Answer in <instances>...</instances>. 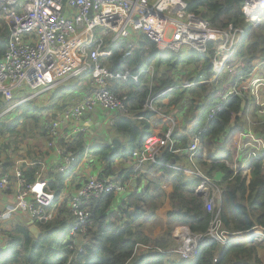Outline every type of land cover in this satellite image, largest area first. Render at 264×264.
Here are the masks:
<instances>
[{
	"label": "built area",
	"instance_id": "obj_1",
	"mask_svg": "<svg viewBox=\"0 0 264 264\" xmlns=\"http://www.w3.org/2000/svg\"><path fill=\"white\" fill-rule=\"evenodd\" d=\"M263 5L264 0H245L243 13L246 20L258 25L263 20ZM187 7L185 0H0V19L6 22L9 30L7 50L0 61V106L4 102L16 100L19 93L22 95L20 100L0 114V119L33 99L32 94L48 93L63 82L85 72L91 73L90 85L78 100L69 102L59 112L45 110L42 114L47 119L46 140L43 141L42 150L36 152L42 158L47 152L57 156L53 162L55 166L50 171L70 174L58 196L49 187L51 178L44 175V160L37 162L29 157L15 158L16 163L11 171L5 170L4 161L0 160V195L12 194L14 199L2 203L0 197V236L4 235V225L17 213L26 214L33 223L39 225L38 222L45 224L59 218L63 205H66L73 221L65 242L70 244L71 249L82 252L84 244L93 238L88 226L93 201L104 194H114L116 207L134 190L133 183L143 172V166L147 163L163 165L160 158L168 149L175 155H187L189 166L170 167L200 179L195 194L203 198L208 212L214 214L205 233H193L185 226L173 231L174 240L179 245L175 250L177 253L192 259L197 254L199 244L207 240L226 244L254 239L264 243V227L259 225L248 231L230 232L222 229L219 210L223 193L221 177H211L197 164L199 154L204 157L207 154L202 142V131L208 129V123L222 110L229 97L254 98L259 112H264V98H258L253 91V86L264 85V82L260 78H255L249 84L235 82L238 89L228 90L217 107L209 110L204 128L192 132L188 144L180 147L173 134L177 131L188 133L181 121L188 116L189 105L185 104L172 115H165L156 107V102L171 93L174 87L156 94L150 89L143 109L154 111L155 114L152 117L139 115L132 111L128 93L119 92L116 88L121 90L130 80L138 82L141 75L148 74L149 70L142 69L137 74L128 69L112 72L105 63L112 57L114 46L135 44L141 35L147 36L161 51L181 52L190 49L205 54L209 51L210 43L217 42L211 81L220 77L228 70V63L239 48L245 30L212 28L201 15L188 12ZM151 75L152 71L149 81ZM193 85L194 82L184 81L179 86ZM104 112L142 119L157 130L167 129L162 137L158 134L148 137L141 149L134 150L129 157L117 159V167L125 169L122 174L120 171L117 173L121 174V178H117L118 175H105V162L91 151L94 127L97 126L95 122L99 124L105 121L100 115ZM53 115L55 117L51 118ZM109 122L114 124V121ZM80 135L85 140L81 157L75 147ZM234 137H229L227 143L232 152L231 159L223 162L233 171V175L250 177L251 161L259 159L264 163V135L249 126ZM221 141L218 138L217 143ZM34 164L41 165V169L31 183L24 171ZM92 164L104 167L85 174L82 181L72 185L71 182L79 173ZM3 240L0 239V242Z\"/></svg>",
	"mask_w": 264,
	"mask_h": 264
},
{
	"label": "trees",
	"instance_id": "obj_2",
	"mask_svg": "<svg viewBox=\"0 0 264 264\" xmlns=\"http://www.w3.org/2000/svg\"><path fill=\"white\" fill-rule=\"evenodd\" d=\"M185 1L188 3L187 11L201 15L212 28L245 30L235 57L228 63V69L230 67L232 71L227 70L211 81L217 42H211L205 54L190 49L187 52L161 51L145 35H141L135 44L114 46L112 57L105 61L112 72L128 69L137 74L142 69L149 70L148 74L141 75L138 82L130 80L121 90L116 88L119 92L128 93L132 111L139 115L152 117L155 114L154 111L143 109L150 89L156 94L174 87L171 93L156 102V107L165 115L176 113L185 104L190 106L189 114L198 115L192 109L201 103L202 108L197 110L201 114L194 128L190 130L186 124L187 134L178 131L173 134L180 147L188 144L192 132L204 128L209 110L217 107L232 84L237 81L250 82L257 73L264 75V17L257 26L247 21L243 13L245 0ZM8 41V26L0 19V61L7 50ZM190 66L194 69L189 72ZM234 66L236 69L233 70ZM90 77L91 73L85 72L72 78L71 82L76 81L73 89L82 85L83 91L86 90L90 85ZM184 81L194 82L195 85L180 87ZM35 99L19 105L18 115L13 120L5 119L10 114L0 119V160L4 161L5 170L11 171L16 163L12 156L18 151L20 142L13 137L21 140L33 138V154L29 158L37 162L42 159L36 152L37 146L46 136L47 119L42 114L45 110L52 111L54 107L39 105ZM15 102L14 99L2 103L0 113ZM255 112L256 108L248 96L229 97L201 135L207 154L205 157L199 154L197 164L213 178L222 175L220 184L223 193L219 205L221 227L230 232L248 231L255 225L264 227V163L262 160H252L251 174L247 177L233 175V171L221 161L231 158V153L224 149L230 134L249 127L246 126L247 117ZM113 129L120 138L106 143L94 139L91 145L93 155L105 162L104 174L108 176L125 171L116 166L117 159L129 157L134 150L141 149L148 137L154 134L162 137L167 130H156L142 119L127 117L117 118ZM218 138L222 140L221 149H215ZM75 147L81 157L85 149L83 135L78 137ZM160 159L163 165L147 163L143 166L144 172H140L135 180L134 190L116 207L114 194H104L93 201L88 225L93 238L84 244L82 252L71 249L70 244L65 242L73 218L66 205H63L59 218L45 224L38 222L43 232L37 239L30 232L29 225L24 223L6 231L9 246L0 248V264H262L260 250L264 248V243L254 239L226 244L207 240L199 244L197 254L192 259L174 251L173 231L177 227L185 226L193 233H205L214 214L208 212L203 198L195 194L200 179L170 167L189 166L187 155H175L167 149ZM40 169L39 164L25 169L28 182L35 181ZM121 174L117 178H121ZM69 175L54 171L47 173L46 176L51 178L49 187L54 189L57 196ZM144 180L147 183L142 187ZM166 182L173 187L169 194L163 187ZM167 201L171 208L164 219L158 212ZM159 225L165 226L166 230L156 237L151 236Z\"/></svg>",
	"mask_w": 264,
	"mask_h": 264
},
{
	"label": "crops",
	"instance_id": "obj_3",
	"mask_svg": "<svg viewBox=\"0 0 264 264\" xmlns=\"http://www.w3.org/2000/svg\"><path fill=\"white\" fill-rule=\"evenodd\" d=\"M71 80L72 79H70V80H68L66 82H63L62 84H60L54 90H52V91H50L48 93H44V94L40 95V96H42V98H41V100H38V98H37L38 102H40V101L42 102L43 100L45 102H49V104H46V106H49L50 105V108H53L54 107L52 109V111L59 112L67 104H69V102L73 101L74 99L75 100H78L80 98V95L83 92L82 85L80 87H77V88H74L73 89V86L76 83V81L71 82ZM84 87H86V86H84ZM43 106H45V105H43ZM100 115H102V118L101 119H104L106 121V122L105 121H102L103 123H99L100 125H103L102 132L100 133L101 134L100 137H102V139L104 141L107 140V141L111 142L112 139H107V138H109V135H107V134L104 133L105 126L106 125L107 126L109 125V127H111V129H112L114 124L111 125L109 121H114L115 122V120L117 118H119V116H113L112 114H108L106 112H104V113H102ZM95 124L97 126L99 125V124H97V122H95ZM96 134H97V130L95 129V134L94 135H96ZM116 136L117 135H114V137H116ZM89 138L92 140L91 135H89ZM37 150H42V149L39 148ZM55 158H57V156H55L52 153H48L47 152V154H44L43 158L41 159V160H44L45 163H46L45 165H43L46 168V169L44 168V171H43L44 172V175H46L55 166V165H53V162H54ZM101 167H104V166H100L98 164H92V165H89V166L85 167L84 170H83V172L82 173H79L78 177L75 178L71 182V184L74 185L76 182L82 181L83 180V176L85 174H89L92 171H98L99 169H101ZM45 170H47V171H45ZM146 183H147V181L144 180V184H146ZM133 184H135V183H133ZM165 184H167V187L171 188V185L168 182H166V183L163 184V187H164L165 190H166V188L164 186ZM11 195L12 194L5 195V194H2L1 193L0 197H1L2 203L3 202H8V201H10V202L14 201V199H13V197ZM169 208H171V207H170V204L168 202L163 209L159 210L158 215L161 216V217H163L164 219H166V214H167L168 210H170ZM31 222H32L31 219L26 214L17 213L12 218V220H10L8 223H6L4 225V235L3 236H0V239H2V240L4 239V240L0 242V248H6V246L9 244L8 241H7L6 231L12 230L15 225L20 224V223H24V224L30 226L31 225ZM261 255L264 256V248L260 250V256ZM261 259H262V257H261ZM262 264H263V259H262Z\"/></svg>",
	"mask_w": 264,
	"mask_h": 264
},
{
	"label": "rangeland",
	"instance_id": "obj_4",
	"mask_svg": "<svg viewBox=\"0 0 264 264\" xmlns=\"http://www.w3.org/2000/svg\"><path fill=\"white\" fill-rule=\"evenodd\" d=\"M263 17H264V15H263ZM263 19V18H262ZM254 26H257V25H254ZM239 49V48H238ZM238 49H237V51H238ZM187 49H185V51H186ZM188 51V50H187ZM186 51V52H187ZM236 51V52H237ZM235 55H236V53L233 55V57L230 59V61L235 57ZM237 60V59H236ZM238 62V61H237ZM239 64V63H238ZM229 66V65H228ZM237 66V65H236ZM238 67V66H237ZM233 68V70L234 69H236L235 68V66L234 67H232ZM194 69V67L193 66H190V68H188V71L190 72V71H192ZM232 71L231 69H230V67H229V69H228V71ZM255 78H260V80L261 81H263L264 82V75L262 74V73H257V75H255L254 77H253V79L252 80H254ZM252 80L250 81V82H252ZM250 82H245L246 84H249ZM233 88H236V89H238V87L235 85V84H232L231 86H230V88L228 89V90H231V89H233ZM253 91H254V93L256 94V95H258V98H264V85H258V84H256L255 86H253ZM227 92V91H226ZM229 92V91H228ZM32 96V98H34L35 99V97H38V100H41V98H42V96H40V95H36V94H32L31 95ZM22 97V95H21V93H19V95L17 96V101L18 100H20V98ZM36 100V99H35ZM251 101H254V98H251L250 99ZM39 105H45L46 106V104H49V102H45L44 100L41 102H38V101H36ZM199 108H202L201 107V103L199 104V107H196V106H194L193 107V111H195V113H197L198 115H195V114H189V111H190V106H189V109H188V116H186V118H184V119H182V121H181V125H183V126H185L186 124H188V126H189V129L190 130H192L193 128H194V126L196 125V123L198 122V120H199V113H198V109ZM7 108H5L4 109V111H2V112H5V110H6ZM199 112H201V111H199ZM1 114V113H0ZM17 115H18V110L16 109L12 114H10V115H8V116H6L5 117V119H8V120H13L14 118H16L17 117ZM246 126H251L252 127V129L253 130H256V131H258V132H261L263 135H264V112H263V110H260V112H259V110H256V112H255V114L254 115H252V116H250V117H247V122H246ZM96 130H97V134L95 135V137H94V139H95V141L97 142V139H98V141L99 142H101V143H103V139H102V137H100V133L102 132V128H103V125H98V126H96V127H94ZM239 132H240V130H238V131H236V132H233V133H231L230 134V138H233L235 135H236V133L237 134H239ZM104 133L105 134H107V135H109V138H107V139H115V138H120L119 137V135L117 134V133H115V131L113 130V128L111 129V127H109V125L107 126H105V130H104ZM113 135V136H112ZM114 135H117L116 137H114ZM235 138V137H234ZM233 138V139H234ZM12 139H14V140H17L18 142H20L19 144H18V151L17 152H15L14 154H13V156H12V158L13 159H15V158H19V159H21L22 157H31L30 155H32L33 154V145L32 144H34L35 143V140L33 139V138H30V139H27V140H21V138H15V137H13ZM44 139L46 140V137H44ZM44 139H43V141H44ZM2 141V140H1ZM43 141L41 142V144H40V146L38 145L37 147H39V148H42V144H43ZM106 142H107V140H105ZM93 142H94V140H93ZM92 142V143H93ZM106 142H104V143H106ZM218 144V146H216L215 147V149H221L220 148V146L222 145L221 143H217ZM225 147V146H224ZM38 148V149H39ZM45 168V167H44ZM46 169V168H45ZM45 171H47V170H45ZM47 175V174H46ZM219 177H222V175L221 174H219L218 175ZM145 184H143L142 185V187L144 186ZM165 186V188H166V193L167 194H169L172 190H173V187L171 186V188H169V187H167V184H165L164 185ZM169 201H167L166 203H165V205L168 203ZM165 205H164V207H165ZM163 207V208H164ZM171 207V206H170ZM162 208V209H163ZM170 209V208H169ZM163 218V217H162ZM19 220V219H18ZM164 230H166L165 229V226H161V225H159L155 230H154V232H153V234L151 235V236H153V237H156V236H158L159 234H161ZM173 239H174V237H173ZM173 247H174V251L175 250H177L178 249V247H179V245H178V243H177V241L175 240L174 242H173ZM176 252V251H175ZM260 257H262V259H263V264H264V256H260Z\"/></svg>",
	"mask_w": 264,
	"mask_h": 264
},
{
	"label": "water",
	"instance_id": "obj_5",
	"mask_svg": "<svg viewBox=\"0 0 264 264\" xmlns=\"http://www.w3.org/2000/svg\"><path fill=\"white\" fill-rule=\"evenodd\" d=\"M115 149V147L113 146V150ZM29 230L32 233V235L34 236L35 239H37L41 234H42V230L41 227L35 223H31V225L29 226Z\"/></svg>",
	"mask_w": 264,
	"mask_h": 264
},
{
	"label": "clouds",
	"instance_id": "obj_6",
	"mask_svg": "<svg viewBox=\"0 0 264 264\" xmlns=\"http://www.w3.org/2000/svg\"><path fill=\"white\" fill-rule=\"evenodd\" d=\"M260 23H261V22H260ZM260 23H259V24H260ZM259 24H258V25H259ZM252 104H253V106L256 108V110H258V106L255 105L254 101H252ZM250 116H252V115L249 114L248 117H250ZM220 148H221V146H220ZM224 149H225L226 152L231 153V156H232L231 149L228 147L227 144H226V146H225ZM205 156H206V155H205ZM227 159H228V158H227ZM230 159H231V158H230ZM230 159H228V160H230ZM224 160H226V159H223V160H221V161L223 162ZM254 160H259V159H254ZM223 163H224V162H223ZM226 166H227V165H226ZM228 168H229V167H228ZM217 178H220V177L218 176ZM31 223H32V222H31ZM260 243H261V242H260Z\"/></svg>",
	"mask_w": 264,
	"mask_h": 264
},
{
	"label": "bare ground",
	"instance_id": "obj_7",
	"mask_svg": "<svg viewBox=\"0 0 264 264\" xmlns=\"http://www.w3.org/2000/svg\"><path fill=\"white\" fill-rule=\"evenodd\" d=\"M260 3H261V2H260ZM263 6H264V5H263ZM263 6H262V7H263ZM255 7H258V5H256ZM258 10H260V9H258ZM255 13H256V12H255Z\"/></svg>",
	"mask_w": 264,
	"mask_h": 264
}]
</instances>
